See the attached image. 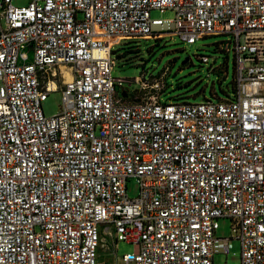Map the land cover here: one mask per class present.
I'll return each instance as SVG.
<instances>
[{
    "label": "built area",
    "instance_id": "built-area-1",
    "mask_svg": "<svg viewBox=\"0 0 264 264\" xmlns=\"http://www.w3.org/2000/svg\"><path fill=\"white\" fill-rule=\"evenodd\" d=\"M210 35L236 59L227 98L113 74L122 39ZM233 239L264 264V0H0V264H215Z\"/></svg>",
    "mask_w": 264,
    "mask_h": 264
},
{
    "label": "rangeland",
    "instance_id": "rangeland-1",
    "mask_svg": "<svg viewBox=\"0 0 264 264\" xmlns=\"http://www.w3.org/2000/svg\"><path fill=\"white\" fill-rule=\"evenodd\" d=\"M16 5H26L30 0H13ZM154 16L172 17L171 10H154ZM229 39L228 35H210L194 43L182 40L179 36H168L160 39L133 37L122 39L115 43L113 49L117 56L115 70L116 77L134 78L146 75L150 79L163 76L166 85L163 89L162 100L201 102L205 97L218 100L229 97L233 92L236 59L233 52L228 53L219 49V42ZM198 54H208L218 57L216 62L204 63ZM186 58H189L187 61ZM223 66V71L216 69ZM227 74V76H226ZM125 87L132 90L139 88V84L125 83ZM143 96L145 94H142ZM218 95V96H217ZM62 90H55L43 102L47 116L56 115L62 105ZM140 191L137 178L128 181V193L136 197ZM217 235L229 237L232 232L230 217H221ZM233 248L229 254L224 251L215 254V264H242V244L239 239H233ZM135 245L127 241H120L118 255L134 251ZM103 252V251H101ZM116 253L99 254L98 261L109 263L114 261Z\"/></svg>",
    "mask_w": 264,
    "mask_h": 264
},
{
    "label": "water",
    "instance_id": "water-1",
    "mask_svg": "<svg viewBox=\"0 0 264 264\" xmlns=\"http://www.w3.org/2000/svg\"><path fill=\"white\" fill-rule=\"evenodd\" d=\"M188 59H189V58H186L185 61H187ZM122 95H123L124 97H127V96H128V93H127V92H123Z\"/></svg>",
    "mask_w": 264,
    "mask_h": 264
},
{
    "label": "trees",
    "instance_id": "trees-1",
    "mask_svg": "<svg viewBox=\"0 0 264 264\" xmlns=\"http://www.w3.org/2000/svg\"><path fill=\"white\" fill-rule=\"evenodd\" d=\"M115 52V51H114ZM117 57V56H116ZM201 60V59H200ZM202 61V60H201ZM216 69H219V71H223V69L221 68H216ZM218 96V95H217ZM206 98V97H205Z\"/></svg>",
    "mask_w": 264,
    "mask_h": 264
}]
</instances>
